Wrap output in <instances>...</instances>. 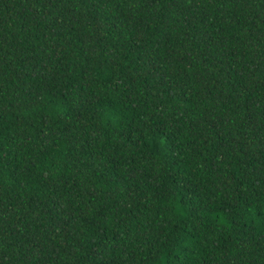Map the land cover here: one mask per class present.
Returning a JSON list of instances; mask_svg holds the SVG:
<instances>
[{
	"label": "trees",
	"instance_id": "16d2710c",
	"mask_svg": "<svg viewBox=\"0 0 264 264\" xmlns=\"http://www.w3.org/2000/svg\"><path fill=\"white\" fill-rule=\"evenodd\" d=\"M0 264H264V0H0Z\"/></svg>",
	"mask_w": 264,
	"mask_h": 264
}]
</instances>
